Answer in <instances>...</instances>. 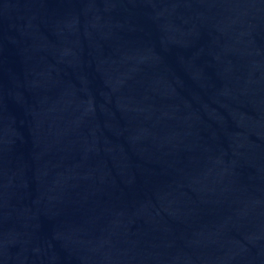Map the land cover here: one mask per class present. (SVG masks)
<instances>
[{"label": "water", "instance_id": "water-1", "mask_svg": "<svg viewBox=\"0 0 264 264\" xmlns=\"http://www.w3.org/2000/svg\"><path fill=\"white\" fill-rule=\"evenodd\" d=\"M0 264H264V0H0Z\"/></svg>", "mask_w": 264, "mask_h": 264}]
</instances>
